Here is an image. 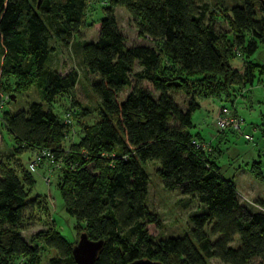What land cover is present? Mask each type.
I'll use <instances>...</instances> for the list:
<instances>
[{"label": "trees", "instance_id": "16d2710c", "mask_svg": "<svg viewBox=\"0 0 264 264\" xmlns=\"http://www.w3.org/2000/svg\"><path fill=\"white\" fill-rule=\"evenodd\" d=\"M85 4L0 0V93L12 99L34 86L41 101L25 111L0 113L14 143L0 160V264H40L37 241L56 252L49 264H75L74 243L54 228L38 231L27 242L17 226L28 205L33 214L49 216L45 197L30 195L33 179L18 161L22 150L40 148L62 156L56 187L60 209L82 222L75 226L76 235L102 239L94 264H128L137 258L206 264L211 257L221 264H249L252 258L264 264V190L254 200L258 209L246 208L233 180L220 175L209 146L202 148L199 133L188 131L198 97L243 91L263 72V64L248 58L258 45L264 49V0L219 3L217 9H209L206 0H105L93 21L95 39L75 44L85 72L95 76L90 88L99 100L98 120L70 133L52 102L68 97L76 112L69 106L63 113H70L72 126L90 108L72 96L74 73L59 74L46 65L52 51L48 40L66 46L86 24ZM116 6L126 10L136 35L148 37L151 45L126 44L116 25ZM218 16L223 26L216 25ZM123 88L128 90L118 100ZM170 92L185 96L184 108ZM74 134L76 140L68 143ZM64 147L70 151L61 155ZM147 162L158 163L155 171L164 188L204 205L203 212L189 216L191 238L154 239L147 232L146 224L160 225L144 204Z\"/></svg>", "mask_w": 264, "mask_h": 264}, {"label": "rangeland", "instance_id": "374dc122", "mask_svg": "<svg viewBox=\"0 0 264 264\" xmlns=\"http://www.w3.org/2000/svg\"><path fill=\"white\" fill-rule=\"evenodd\" d=\"M242 0H206L209 9H217L219 3L225 6L240 4ZM105 0H86L84 8V19L86 24L83 25L77 35L71 37L66 46H63L53 37L48 40V45L52 51L46 61V65L56 70L59 74L72 72L75 74V84L71 89L72 96L81 104H86L90 108L87 116H81L77 121H73L75 131L83 125L95 123L98 120L96 105L99 103L98 98L93 94L90 88V82L95 80V76L85 72L80 62V53L76 48V42L83 40L90 41L96 37L97 23L94 20L101 16L100 7ZM114 16L118 31L124 35L126 44L131 45H151L148 37H138L134 29L132 18L121 6L114 8ZM216 25L223 26V21L218 16ZM252 62L264 64V49L258 45L256 50L248 58ZM2 60L0 55V61ZM139 66L135 64L134 70ZM145 84V83H143ZM123 88L118 94L117 99L123 98L127 92ZM230 95L224 96L222 93L219 97L211 100L210 107L196 109L191 114L192 126L188 129L190 133L198 132L206 146H210L209 153L216 157V164L222 177L232 179L237 187V199L246 208L250 210L258 209L255 199L262 196L264 190V70L260 75H256L252 84V89H243L240 92L234 89L228 90ZM173 100L180 108H184L185 96L180 92H170ZM202 97H198L200 100ZM31 102L41 103L36 89L30 86L29 89L15 94L12 99H7L6 95L0 93V113H14L18 110H26ZM52 111L61 119L63 112L70 106L69 99L66 95L57 96L52 102ZM223 106L229 112H235L241 119L240 131L228 130L225 138L212 141L211 137L215 133L212 125L213 117L219 108ZM71 107V106H70ZM76 112L75 106L71 107ZM214 109H217L214 112ZM225 131V130H224ZM249 136V139L245 138ZM76 140L77 136L71 138ZM70 137L68 138L69 142ZM211 143V145H209ZM14 145L11 136L5 129L2 119L0 118V160L9 156L11 147ZM218 147L219 152L212 147ZM208 148V147H207ZM31 158L29 150H22L18 155V161L24 168L27 160ZM91 165H88L90 168ZM157 162H147L144 169L147 175V189L144 204L149 212L155 214L160 222L159 228L153 224H146L145 228L148 233L152 234L154 239L166 236H190V230L193 226L189 216L195 213H201L205 210L204 205L198 203L196 199L187 195H182L177 189H166L162 186L161 180L157 175L155 168ZM48 167L44 161H41L34 171H29L33 186L30 195L45 197L49 206V216L36 215L32 213L31 206H27L22 212V219L18 223L20 235L24 241L29 242L31 236L47 227L54 228L60 236L69 244L76 242L75 226L82 227V222L77 221L73 216L60 209V197L56 187L57 169L47 170ZM48 172L49 182L43 181V176ZM262 177V178H261ZM213 240L214 236L210 235ZM40 253V264H49L48 259L56 255V252L44 245L43 242L37 241ZM235 246L236 240L230 243ZM206 264H221L216 258H206ZM249 264H262L259 259L252 258Z\"/></svg>", "mask_w": 264, "mask_h": 264}, {"label": "built area", "instance_id": "2783aa9c", "mask_svg": "<svg viewBox=\"0 0 264 264\" xmlns=\"http://www.w3.org/2000/svg\"><path fill=\"white\" fill-rule=\"evenodd\" d=\"M62 121L64 124H66L69 127V132L73 133V126L70 118V113L67 111L63 114ZM242 119L235 113V112H229L225 107H220L219 110L215 113L213 117V125L216 131L221 130H232V131H240V125H241ZM72 136H70V139ZM245 138H249V136L245 135ZM72 139L68 142L71 143ZM198 146V144H195ZM201 147H205V144L202 143ZM68 147H64L61 150V155H65L69 152ZM44 161L48 167L49 170L53 169H59L62 165V156H54L52 151H50L47 148H40L34 152L31 153V158L27 162V169L29 171H34L37 165ZM49 175L48 172L42 177L44 182H49Z\"/></svg>", "mask_w": 264, "mask_h": 264}, {"label": "water", "instance_id": "95a60500", "mask_svg": "<svg viewBox=\"0 0 264 264\" xmlns=\"http://www.w3.org/2000/svg\"><path fill=\"white\" fill-rule=\"evenodd\" d=\"M102 239H89L85 232L78 234L76 242L71 246V255L75 264H94ZM128 264H161L148 258H137Z\"/></svg>", "mask_w": 264, "mask_h": 264}, {"label": "crops", "instance_id": "0c3cea01", "mask_svg": "<svg viewBox=\"0 0 264 264\" xmlns=\"http://www.w3.org/2000/svg\"><path fill=\"white\" fill-rule=\"evenodd\" d=\"M233 64H235L237 66V65H239V62H237L236 60H233ZM263 70H264V68H263ZM250 89H252V85L250 87H248V90H250ZM210 99H213V98L212 97H205V98H201L200 100H198V105H199L198 109L209 108L210 104H212ZM216 111H217V109H214V112H216ZM227 131L228 130L222 131V132H219V133L215 132V133L211 134L212 135V137H211L212 139L211 140L212 141L216 140V143H218V141L220 139H223V138L226 137L227 133H229ZM246 139H249V138H246ZM201 140H203V139H201ZM209 145H211V143H209ZM209 148H210V146H209ZM212 149H215L216 151L218 150V152H219V149H218L217 146L216 147H212ZM235 188H236V192H237V187L235 186Z\"/></svg>", "mask_w": 264, "mask_h": 264}]
</instances>
